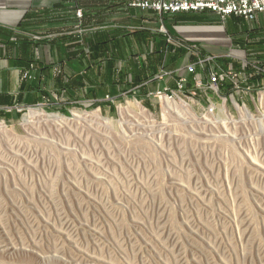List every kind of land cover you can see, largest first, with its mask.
I'll return each mask as SVG.
<instances>
[{"label": "rangeland", "instance_id": "rangeland-1", "mask_svg": "<svg viewBox=\"0 0 264 264\" xmlns=\"http://www.w3.org/2000/svg\"><path fill=\"white\" fill-rule=\"evenodd\" d=\"M200 17L224 28L243 58L166 30L167 64L212 56L220 70L248 68L243 88L259 85L242 94L246 110L202 96L186 107L154 90L149 103L131 94L108 108L44 100L1 118L0 264H264V103L255 90L264 61L244 37L247 23ZM164 67L156 78L171 72ZM30 112L47 116L24 125Z\"/></svg>", "mask_w": 264, "mask_h": 264}, {"label": "crops", "instance_id": "crops-1", "mask_svg": "<svg viewBox=\"0 0 264 264\" xmlns=\"http://www.w3.org/2000/svg\"><path fill=\"white\" fill-rule=\"evenodd\" d=\"M205 12L159 15L117 0H0V119L13 118L19 108L44 100L52 107L62 100L63 108H108L131 94L149 103L147 93L172 87L175 71L186 65V56L167 64L169 50L161 29L188 42H215L231 54H241L232 48L236 46L224 28L195 22ZM232 18L247 23L244 37L248 42L252 38L262 63L264 14L257 13L250 23ZM207 33L219 36L208 39ZM118 60L124 62L119 67L114 63ZM163 65L171 75L156 78ZM243 71L249 72L246 67ZM252 80L250 91L259 85L258 78Z\"/></svg>", "mask_w": 264, "mask_h": 264}, {"label": "built area", "instance_id": "built-area-1", "mask_svg": "<svg viewBox=\"0 0 264 264\" xmlns=\"http://www.w3.org/2000/svg\"><path fill=\"white\" fill-rule=\"evenodd\" d=\"M127 6L135 7L140 10L152 11L159 15H173L185 12L210 11L220 20L227 17L242 18L250 23L254 21L257 13L264 14V0H117ZM80 15V12H77ZM162 32L166 30L161 29ZM195 50L196 45H190ZM212 56L199 59L185 65L182 69L175 71L173 86H164L156 90L154 96L164 102H178L187 106L188 102H193L198 96L205 97L209 102L217 97L224 102L229 101L234 110H246V105L242 101V94L248 93V88H243L242 83L244 73L233 72L231 70H220L212 67ZM209 63V64H208ZM254 72L260 74L263 69L254 66ZM161 78L171 75V72H161ZM262 86V85H261ZM260 87L257 91L256 101L259 105L264 103V88ZM200 94V95H199ZM240 96V97H239ZM239 100L240 105L236 102ZM255 108H257L254 102ZM217 106L208 105L205 114L215 120L214 110ZM230 124H239L240 118L228 111L224 106L221 108ZM249 113V112H247ZM260 113L257 110V114ZM261 115V114H260Z\"/></svg>", "mask_w": 264, "mask_h": 264}, {"label": "bare ground", "instance_id": "bare-ground-1", "mask_svg": "<svg viewBox=\"0 0 264 264\" xmlns=\"http://www.w3.org/2000/svg\"><path fill=\"white\" fill-rule=\"evenodd\" d=\"M176 103V102H175ZM176 107H178V106H176ZM187 107V106H186ZM142 110H144V109H142ZM37 116H47L45 113H37V112H30L29 113V115L27 116L28 117V119L25 121V123H24V125H27V124H29L30 122H33V120H29V118H31V119H36V120H38V119H40V118H38ZM56 115H54V117H55ZM62 117V116H61ZM46 118V117H45ZM57 118H58V116H57ZM49 119V118H48ZM47 119V120H48ZM64 119V118H63ZM63 119H59V120H63ZM46 120V119H45ZM50 120V119H49ZM66 120V119H65ZM5 129V126L3 125V124H1L0 123V130H4Z\"/></svg>", "mask_w": 264, "mask_h": 264}, {"label": "trees", "instance_id": "trees-1", "mask_svg": "<svg viewBox=\"0 0 264 264\" xmlns=\"http://www.w3.org/2000/svg\"><path fill=\"white\" fill-rule=\"evenodd\" d=\"M250 72V71H249ZM250 77H253V75L252 76H250ZM253 79V78H252Z\"/></svg>", "mask_w": 264, "mask_h": 264}]
</instances>
